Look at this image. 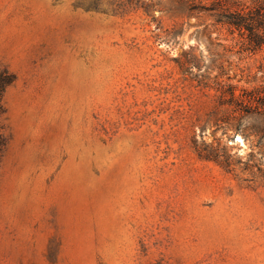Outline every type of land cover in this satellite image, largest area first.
Returning a JSON list of instances; mask_svg holds the SVG:
<instances>
[{
  "label": "rangeland",
  "instance_id": "1",
  "mask_svg": "<svg viewBox=\"0 0 264 264\" xmlns=\"http://www.w3.org/2000/svg\"><path fill=\"white\" fill-rule=\"evenodd\" d=\"M211 0H0V264H264V49Z\"/></svg>",
  "mask_w": 264,
  "mask_h": 264
},
{
  "label": "trees",
  "instance_id": "2",
  "mask_svg": "<svg viewBox=\"0 0 264 264\" xmlns=\"http://www.w3.org/2000/svg\"><path fill=\"white\" fill-rule=\"evenodd\" d=\"M207 9L216 22L225 24L232 32L247 38L246 48L252 51L264 49V0H211ZM11 82L5 72L0 73V162L9 141L4 122L6 109L3 93ZM253 90L248 101H255L260 112H264V88Z\"/></svg>",
  "mask_w": 264,
  "mask_h": 264
}]
</instances>
